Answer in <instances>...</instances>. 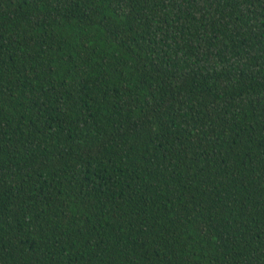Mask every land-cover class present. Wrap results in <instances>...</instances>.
<instances>
[{"label":"trees","instance_id":"16d2710c","mask_svg":"<svg viewBox=\"0 0 264 264\" xmlns=\"http://www.w3.org/2000/svg\"><path fill=\"white\" fill-rule=\"evenodd\" d=\"M0 264H264V0H0Z\"/></svg>","mask_w":264,"mask_h":264}]
</instances>
